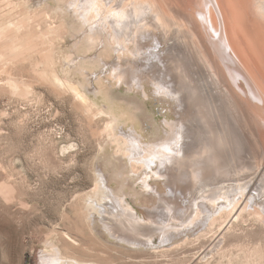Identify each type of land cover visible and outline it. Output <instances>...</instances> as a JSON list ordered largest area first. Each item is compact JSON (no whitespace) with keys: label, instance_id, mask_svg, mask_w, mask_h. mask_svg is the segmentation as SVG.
<instances>
[{"label":"rangeland","instance_id":"obj_1","mask_svg":"<svg viewBox=\"0 0 264 264\" xmlns=\"http://www.w3.org/2000/svg\"><path fill=\"white\" fill-rule=\"evenodd\" d=\"M149 1L165 13L171 30L163 32L145 22L126 45L108 26L105 7L90 31L76 14L81 0H0V264H41L44 257L68 254L115 264H224L227 259L231 264H264V0ZM202 2L214 9L218 25L220 16L250 74L236 71L229 49L220 61L206 8V18L200 16ZM242 7L252 18L247 27L254 38L243 32ZM114 16L112 22L118 23ZM148 27L161 40L164 68L181 91L193 93L192 101L161 93L146 73L129 71L136 67L130 41ZM208 40L213 42L208 45ZM223 65L238 79L235 106L223 100ZM57 75L85 90L91 102H84L67 84L59 85ZM172 123L175 128L182 124L190 134L191 144L185 154H178L181 163L174 168L185 175L186 191L177 198L184 215L200 200L209 210L227 208L208 218L207 209L200 210L198 219L191 213L190 224L172 215L166 220L155 217L156 223L170 227L139 234L140 246L118 242L100 214L86 219L84 203L92 199L98 209L103 203L110 208L102 200L104 194L94 195L102 174L106 187L125 198L141 220L148 211L158 213L153 209L158 197L169 195L171 186L174 193L164 206L169 208L174 194H180L178 179L156 175L158 166L131 165L126 136L132 129L143 143L158 142L167 138ZM251 193L253 200L248 198ZM94 200L101 201V207ZM170 233L172 237L160 243V236Z\"/></svg>","mask_w":264,"mask_h":264},{"label":"bare ground","instance_id":"obj_2","mask_svg":"<svg viewBox=\"0 0 264 264\" xmlns=\"http://www.w3.org/2000/svg\"><path fill=\"white\" fill-rule=\"evenodd\" d=\"M204 2H202V3L204 4ZM197 3H198V0H197ZM202 3L200 4V6L202 5ZM208 3H209V0H208ZM213 3H215V2H213ZM141 5L144 6L145 9H147V8L150 9L151 13L146 14V12L143 11ZM215 5H216V7L219 6L217 3ZM203 6L204 7H202L201 11H200V14H201L200 16H203V18H206L205 17V15H206L205 8H206L207 12H209V18H208L209 22L208 23H210V25H208V23H206V24L208 25V28L210 27L213 30V33L217 35L216 38H215V42H217L216 43L217 44V48L220 51V53L223 56V58H221L220 54L218 53V50L215 49L214 44L212 43L211 45L215 49L220 61L223 62L222 59H224V58L226 59V56L228 55L230 57V59L232 60V62L235 64V65L233 64V67L235 66L236 71H242V72H246L245 74H250V68H249L248 64L243 59L240 58V56L238 55L235 47L232 45V43H231V41H230V39L228 37L229 35L227 33V30L225 28V24H222V22L220 20V16L217 17L218 20H219V25H218L217 23H215V18H213L214 17V15H213L214 14L213 13L214 9L212 10L211 6H208V5H205V4ZM101 7H103V8L105 7L107 9V11H109V14H106L107 16H109L107 18L108 19V21H107L108 22V26L113 29L112 31H114L117 36H120L119 39L122 41L121 44L129 45L128 44L129 35L131 37L132 34L134 33V31L137 30L138 28H140V26L142 24H144L145 22L149 23L151 25V27L152 26H154V27L156 26L157 28H159L163 32L171 30V28H170L171 27V23H170L171 21L165 16V13H163V11L161 12V9L159 10L158 7H152L149 0H126V1L125 0H104L103 4L101 2H97V0H81L80 8L78 10H76V14H79V16L81 18L80 19L81 24H87L86 27L88 28V30L92 31V30L95 29L96 25L94 23V20L97 18V14L99 13ZM81 8H83V10H81ZM56 9L57 10H61L62 12L64 11V8H62V7H58ZM218 9L219 8H217V10ZM240 10H241V8H240ZM242 10H244L243 7H242ZM245 12H244V15L242 14V16H241V13H240V19L241 20L243 19V23H244V26H243L244 31L243 32L246 35H248L249 37L254 38L253 37V31L250 30L247 27V23H249V22L251 23V19L252 18L249 16V12H248L247 9H246ZM114 13L117 16L118 23L117 22H112V20L113 21L116 20V17L114 16ZM211 13H212V15H211ZM199 19H202V17H199ZM199 23H200V21H199ZM261 23H262V26L264 27V20L261 21ZM118 24H119V26H118ZM199 25L201 26V24H199ZM217 27H218V29H217ZM150 32H151L150 31V27H148L145 31H143V29H141V32L136 33L132 37V39H131L132 41H130V43L132 45L131 49H133V50H130V51L134 55V61L136 62V67L133 65L131 67L132 70L130 69L129 71H131V73H133V72H135V69H138L139 71L146 73V75L149 76L151 81L155 82V86L157 87V89H159V91L161 93L163 92L166 95L175 96V98L178 101L184 100L187 97H188V100L192 101L195 98V97H192L193 93L192 94L190 92L188 93L187 90L181 91L180 90V86L176 85V82L173 80V78H174L173 75L168 72L167 68H164L162 55H161V52L158 49L159 48L158 44L160 43L161 40H160L159 36H157L155 33H153L151 35ZM123 33L125 34L124 36H123ZM210 34H212V33H210ZM117 36H116V38H117ZM145 37H148V38L146 39ZM144 38H145V42H143ZM211 42H213V41H211ZM211 42H209V40H208V45ZM96 43L97 42L94 41V40L90 42L92 47H94L96 45ZM227 49H229V50L227 51ZM223 50H225V51H223ZM226 51H227V55H225ZM213 53H214V51H213ZM163 56H165V55H163ZM213 56H214V54H213ZM214 58L216 59V57H214ZM217 61H219V60H217ZM220 68H219V70L223 69V67L221 69ZM225 68H226L225 71L227 72V77H225L223 79L224 80V82H223L224 85L222 84V86H225V84H226V86H225L224 90L222 89L223 92L222 91H220V92H222L224 94V97L222 95L223 100H227L228 101V99H229L230 102L233 103L234 101L236 102V100H235L236 95H239V89H238L239 87H237V84H236L238 79L233 74H230L231 71L228 69V67H225ZM223 71H224V69H223ZM222 73L223 72L221 70L220 74H222ZM119 74H121V73H119ZM231 75H233V76L229 77ZM224 76L225 75H223V77ZM244 78H245V76H244ZM246 78H245V80H246ZM249 78L251 80L252 76H250ZM55 79H56V81H57V83L59 85H66L67 84L74 91V93L80 99H82L84 102H88V103L91 102L90 98L85 93V90H81L78 86H75L73 83H71L69 81H66V79L63 80L58 75L55 77ZM252 80H253V78H252ZM215 85H217V83H215ZM217 86H219V84ZM256 86H258V84H256ZM259 87H261V86H259ZM194 94H196V93H194ZM182 102L184 103V101H182ZM247 104H249V103H246V105ZM232 105H234V103ZM145 106H146V108L150 109L152 105L145 101ZM230 107H232V106H230ZM201 110H202V108H201ZM201 110L199 109L198 111H200V113L203 112L202 114H203L204 118H207V117H205V116H207V114H206L207 112L206 111H201ZM226 111H227V109H226ZM99 112L101 114L104 113L103 110H100ZM234 112H236V111H234ZM229 113H231V112L230 111L228 112V116H229ZM253 114H254V112H253ZM237 115H238V113H237ZM249 115L251 116L250 112H249ZM254 115H256V114H254ZM254 115H252L253 118L255 117ZM250 118L252 119V117H250ZM255 121L259 124L258 119L255 120ZM227 122H228V120H227ZM111 123L115 124V119L112 118ZM225 123H226V121H225ZM262 125H264V123H262ZM174 126L176 127L177 124L174 123L172 127H174ZM175 127L171 128L172 130L168 134L167 138H164L163 140H159L158 142L154 141L152 143H143L142 140L140 139L141 135L140 134H139L140 136L136 135L135 131L132 130V129L130 130V133L128 134L129 137L126 136L127 137V139H126V153H127V157L129 156V160H130L129 162H130L131 165L135 166L136 164H138V166H141V167L143 166L144 169L145 168L146 169H151L153 166H158V168H156L154 170V173L156 175H158L159 172H162L164 174L163 176H165L167 181H170L174 177H176L178 179L180 185L177 188H178V191H179L180 194L177 195V196L175 195L176 193L174 194V198H176V199L174 201H172V205L169 206V208H166L164 206H165V204H167L166 203L167 199H169V197L174 193V189L171 186L167 185V186H169V190H170L168 192L169 195L159 196L158 197L157 207L153 208L154 210L158 211V213L156 215H151V214L148 213L149 212L148 211L147 213H145L147 218L144 216V219L142 218L143 220H141L140 219L141 217H139V213L137 211H134L127 204L125 198H123L119 194L114 193L113 189H110V188L106 187L107 181L104 180V178L102 177V174L99 175L100 179L97 181L98 187H97V191L94 192L95 193L94 195L97 194V196H98L101 193H102V195L104 194L103 195L104 198L102 200H107L105 203L106 204L109 203V207L110 208L106 209V207L103 206V204H104L103 203L102 204L103 208H100L102 210L98 209V207H96L97 205L95 206V204L92 203L93 200L91 198H90L91 201H89V203H87V202L84 203L85 205L83 206V208H84V211H85L86 219L89 220V216L91 215V213L100 214L102 216L101 220L105 224V227L108 230L109 234L114 239L116 238L118 240V242L127 243L128 246L129 245L135 246V247L136 246H140L142 244V241H141L142 238H139L140 235L144 236V235L149 234L152 231L155 232V231L162 230V229H167L168 227H170L169 225L164 226V225H160V224L156 223L155 222V217H157V218L160 217L161 219H163V220L165 219L166 220L167 217L170 218L171 215H172L173 217H176V218H179V219H183L181 221V224H184V223L190 224L191 221L188 220V219H190V214L191 213H193V218H197L198 219L200 217V210H202L204 212L207 209L206 212H205V215L208 218V217L213 215V212H215V215H220L221 212L223 211V209L227 208V206H218V207H216L215 210H214L213 207H212L211 210H209L208 208H204V206L202 204V201L200 200V202L199 201L194 202L193 205H191L192 208L188 212V214L186 216L184 215L185 210L183 209V207L180 206V203L177 200V198H179V196H181L186 191V187L184 186V179H183V178H185V175H184V173H182V171H178V172L176 171L175 172L174 168H177L178 165L181 163V159H179L180 157L178 156V154H185L186 145H190L191 142L188 141V138H190V134H188L187 131L184 128H182V124L181 125L178 124V128H175ZM230 127H231V125L229 126V128ZM231 129H233V128H231ZM234 130H235V128H234ZM238 130H236L237 131L236 133L234 132L235 134H237L236 136H239ZM244 130H246V129H244ZM230 133L232 134L233 132H230ZM120 135H122V134H120ZM260 135H262V134H260ZM225 137H227V136H225ZM122 138H124V137H122ZM238 138H240V137H238ZM195 139L197 141V138H195ZM260 139H262V138H260ZM229 140H232V139H229ZM233 141H235V140H233ZM192 143H193V141H192ZM119 146H121L120 142L118 143V147ZM247 155L249 156V154H247ZM181 169H183V168H181ZM199 177H200V175H199ZM147 182H148V179L145 178L143 180V184L146 187L148 186ZM167 184H169V182ZM104 188H106L108 190V192L104 191ZM202 197H206V195L202 196ZM87 198H89V197H87ZM248 198L250 200H253L254 199L253 193H251V195ZM95 202L97 203L98 201H95ZM100 202H98V206L101 204ZM102 202H104V201H102ZM100 207H101V205H100ZM229 208H232L230 210V212H232V210H234L235 207L232 206V207H229ZM106 214H107V217L105 218ZM146 219H147L148 222L146 221ZM236 219H237V217H236ZM171 234L172 233H170L169 235L166 234L165 235L166 236L165 239H164V237H165L164 234L161 235L160 239H159V240H161L160 243L162 241H164V240H169L170 237H172V236H170ZM150 238H152V237H150ZM153 238H152V240H153ZM221 238H223V237L220 236L219 239H221ZM69 240H71V239H69ZM216 243H218V242H216ZM218 245H221V244H218ZM77 246H78V242L76 241V247ZM122 247H125V246H122ZM152 247H154V246H152ZM214 247L212 246V248H214ZM227 249L228 248H224L222 251H220V253H219L220 254L219 255L220 258L222 256H225V254H226L225 252H226ZM211 250L212 249L210 248V252H212ZM206 255L208 256V254H206ZM221 259H223V258H221ZM41 264H115V263H111V262H108V261L107 262H102V261L94 260V259H85V258L79 257L78 255L74 256V255H69L68 254V255H65L64 258L63 257H59V256L53 257V258H49V256H47L46 258L44 257V260L41 261ZM217 264H221V263H219V261H217ZM224 264H231V259H227L226 263H224Z\"/></svg>","mask_w":264,"mask_h":264}]
</instances>
